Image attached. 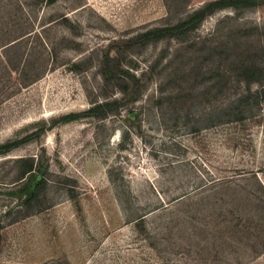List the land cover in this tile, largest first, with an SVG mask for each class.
<instances>
[{
    "label": "rangeland",
    "instance_id": "obj_1",
    "mask_svg": "<svg viewBox=\"0 0 264 264\" xmlns=\"http://www.w3.org/2000/svg\"><path fill=\"white\" fill-rule=\"evenodd\" d=\"M208 1L0 0V145L129 99L102 80L107 45ZM241 61L264 68V4L125 53L142 87L120 115L1 154L0 264H264V121L209 122L240 92ZM20 157L40 172L20 178ZM41 180V207L14 219Z\"/></svg>",
    "mask_w": 264,
    "mask_h": 264
},
{
    "label": "trees",
    "instance_id": "obj_2",
    "mask_svg": "<svg viewBox=\"0 0 264 264\" xmlns=\"http://www.w3.org/2000/svg\"><path fill=\"white\" fill-rule=\"evenodd\" d=\"M262 4H264V0H211L205 2L173 25L146 29L133 36L110 42L100 58V75L105 84H111L119 88L125 96H129V99L123 102L118 101L116 98L104 100L94 103L83 111L71 112L55 118L50 125H46L43 122L42 126L31 131L26 136L1 144L0 155L30 141L39 139L45 132L58 124L70 123L84 118L105 120L112 116L120 115L123 109H127L128 106L134 103L126 101H135L139 97L142 87L140 79L123 66V55L125 53L167 37L185 35L195 30L208 16L217 11L228 8L237 10L240 8L258 7ZM236 67L238 70L236 82L239 84V88L241 86V90L232 102L218 110L211 111L212 116L209 119L211 125L234 123L248 126L249 123L258 124L264 121V68L249 61H241L240 64L237 63ZM253 109L263 113L257 116H246V112ZM14 163L19 166L20 178H24L30 173H39L42 168L34 157L16 158ZM45 183V180L38 182L33 191L23 200V203L15 209L14 219L27 217L41 207L43 203L41 195Z\"/></svg>",
    "mask_w": 264,
    "mask_h": 264
}]
</instances>
